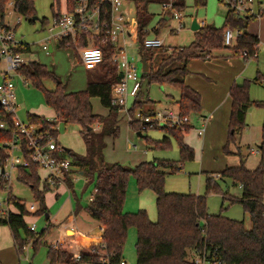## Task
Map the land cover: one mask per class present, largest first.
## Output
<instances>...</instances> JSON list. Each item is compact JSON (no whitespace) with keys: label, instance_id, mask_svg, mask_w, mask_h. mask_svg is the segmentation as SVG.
<instances>
[{"label":"trees","instance_id":"trees-1","mask_svg":"<svg viewBox=\"0 0 264 264\" xmlns=\"http://www.w3.org/2000/svg\"><path fill=\"white\" fill-rule=\"evenodd\" d=\"M60 5V0H56ZM73 4L74 0H67ZM99 2V0H94ZM168 0H133L138 20L137 42L140 52L146 57L149 68L142 70V79L149 83L171 84L180 90L178 104L184 115H192L201 111V94L186 83L190 72L189 62L194 58H208L214 50L225 47L232 48L235 54L247 51L249 55L258 52L260 39L248 31L249 23L257 16L239 14L228 8L225 24L222 27L205 24L195 31V39L188 46L158 48L146 47L144 41L150 35L147 29L153 18L148 5L152 2L163 3ZM197 7L206 5L207 0H194ZM260 1V0H259ZM13 2L17 13L34 22L36 10L33 0H0V17H6V5ZM177 10L185 7V0L173 2ZM54 6V5H53ZM56 14V11L55 13ZM155 30L159 35L162 18ZM46 20H44V23ZM239 28L242 33L234 45H224V31L228 27ZM97 39L96 46L103 49V61L99 70L89 73L87 86L84 90L69 91L62 80L45 64L38 60H29L22 65L19 73L44 94L46 103L51 106L59 121L74 122L80 125L81 136L86 146V153L79 154L71 149L67 151L76 170L95 182L93 199L86 207L87 213L103 225L100 236L93 234L88 237L81 258L75 259L73 254L64 248H54L48 245L47 256L49 264H119L123 259L124 246L129 229H137L136 264H199L193 260L192 252L206 255L211 264H264V134L259 145L260 160L254 169L246 166V155L238 147L240 156L238 165L226 166L217 172H206L204 194L167 192L165 190L166 176L182 169L183 162L194 158V149L184 140V133L192 128L191 123L182 126H163L165 135L160 140L146 137L147 144L153 149H166L171 146L172 138L178 141L181 158L179 161L155 158L143 161L134 167L121 163H111L105 158L107 137L116 138L120 131L119 117L121 109L112 104V85L120 80L115 63L112 60L114 46L109 41ZM86 44L85 40H82ZM15 51L30 53L32 47L27 42H21ZM257 58V57H255ZM2 59L0 58V64ZM54 79L56 86L49 89L44 80ZM258 74L256 81H260ZM251 80L234 83L230 87L232 100L229 118V135L224 151L232 153L229 145L236 143V135L247 126V110L251 105L264 107V100H254L250 96ZM143 95V96H141ZM147 95L139 93L134 98L130 112L140 108L145 103H154ZM99 98L101 104L108 108L107 115L96 114L93 110L92 98ZM29 123L40 129L58 134V121L48 120L36 114H28ZM140 125V123H139ZM137 122L130 121V126L141 133L143 130ZM99 126V130H97ZM90 127V129H89ZM10 136L0 129V140ZM219 174V177L216 175ZM133 176L138 189H152L156 194L158 218L152 221L145 209L136 212H125L128 182ZM230 179L234 187L239 188L238 194H232L221 188L220 181ZM19 180L29 184L39 201L40 207L36 213L48 214L45 193L51 188L47 181L41 182L39 166L31 164L29 168H19ZM66 183L71 194L76 196L74 181L69 174ZM5 181H0V189ZM42 185V188L40 187ZM211 192L220 193L223 202L239 203L250 216L252 227L246 228L243 220L234 219L222 213H209L207 197ZM9 200L16 211H11L8 217H0V224H7L13 234L18 255L32 245L38 249L48 228L35 233L28 228L25 220L27 211L23 201L9 191ZM49 220V218L47 219ZM50 226V223L49 225ZM87 247V248H86ZM102 250V252H98Z\"/></svg>","mask_w":264,"mask_h":264},{"label":"rangeland","instance_id":"rangeland-1","mask_svg":"<svg viewBox=\"0 0 264 264\" xmlns=\"http://www.w3.org/2000/svg\"><path fill=\"white\" fill-rule=\"evenodd\" d=\"M261 1L264 3V0ZM59 2L60 5L58 6L56 0H33L36 16H38V19L34 22L15 12L8 5V11L11 12L7 15L6 20L14 26L17 19H21L15 29L16 39L27 42L32 47L30 53L23 55L25 59L38 60L45 64L50 70L55 72L69 91L84 90L87 86L88 67L78 60L74 47L62 46L53 41L55 46L54 51L47 53L41 49L43 41L49 35L48 28L53 24L55 11L59 9L61 12L67 11L68 1L60 0ZM185 3V7L179 10L182 13L185 24L182 30L176 31L179 21L174 17L162 22L160 34L165 39V46L178 47L190 45L195 39V31L191 27L194 19H198V21L204 20L206 24L215 25L216 27H222L225 24L229 8L228 0H207L206 5L201 7H197L194 0H185ZM161 6L162 4L159 2H152L148 5L150 13L153 14V18L147 27L150 31L149 35L156 34L154 28L163 20L160 15ZM254 6L257 8L258 3H255ZM44 20H46L45 23ZM251 29L255 31L254 34H259L262 39L257 58L246 61L240 53L234 54L229 48L214 50L210 58H194L199 59L195 69L192 70L196 76L201 75L200 73H205L197 69H205L215 75L213 81H210L212 84L202 88L203 92H201V95H203L204 105L211 106L215 103L216 90L221 88L224 80L230 74L237 75L236 83H243L246 79L251 80V98L254 100H264V14L250 21L248 26L249 32ZM171 30L175 31L169 34ZM127 50L131 60L137 64L139 72L142 74L143 55L140 52V43H133L128 38ZM230 58L234 62L232 65L229 63L231 62ZM6 66L5 61L2 60L0 64V82L3 80V72ZM99 68L100 65L93 68L91 73L99 70ZM258 74L261 77L260 81L255 80ZM11 75L14 76L16 84V115L20 121L28 123V114H36L48 120L57 119L55 110L46 103L43 91L39 87L35 86L31 81L26 82L25 78L15 71H12ZM44 84L49 89H54L56 86L55 80L51 78L44 80ZM141 93L147 95L146 98H141L147 99L149 97L154 103H145L131 113L130 108L133 105L134 98H129L128 110H121L120 112V131L118 136L116 138L107 137L106 139L107 145L104 151L106 160L111 163H121L129 167H134L143 161H151L155 158L179 161L181 158L180 149L178 141L175 138H172L171 146L166 149H153L148 146L146 137L154 140H160L164 137L165 132L161 128V125L143 129L141 134H139L136 129L130 126L129 118L137 122L138 125L139 123L141 125L138 117L139 113L141 116H145L171 101H178L180 90L168 83H149L144 79ZM92 104L96 114L107 115L108 108L101 104L99 98H92ZM201 106V111L207 109L205 111L207 115L213 111L203 106L202 102ZM195 114L190 115V123L192 122L194 125L193 128L184 133L185 142L194 149V158L183 162L180 171L166 176L165 190L167 192L204 194L206 191V172L221 171L226 166L238 165L240 163V156L237 154L238 147L241 148L247 157L246 166L256 163L257 167L259 163L258 152L252 153L250 150H259L258 146L263 139L264 107L251 105L246 116L247 126L242 134L236 135L237 142H232L229 145V149L232 152L230 154L224 151V146L227 143L229 135V125L223 126V128L219 125L215 126V129L211 130V133L206 132L200 135L198 129L202 128V122L200 119L194 117ZM218 120L219 118L216 121ZM99 128L97 126V130ZM57 129L58 134L50 132L57 138L61 146L79 154L86 153V146L80 133L81 127L79 124L58 121ZM2 145L3 142L0 140V147ZM17 154L19 153L17 152ZM67 156L70 158L68 153ZM40 175L46 176V172L42 168L40 169ZM73 181L76 196L71 195V192L64 184L51 185V188L45 193V202L48 214L50 215L49 220L46 219L45 214L28 213L25 215L27 225L35 224L38 233L44 228H48L36 251H34L32 245H29L23 254L18 255L10 227L7 224H0V264H49L47 250L48 245H51L54 239L59 237L69 238L70 236V240H76L82 234L78 238V243H80L83 237H92L93 234L99 235L98 222L91 218L86 211L90 197L95 192V182L89 181L88 178L79 172L73 174ZM220 185L224 191H229L233 194L238 191L237 189L234 190L230 179L220 181ZM11 186L12 193L21 199L23 203L37 201L31 186L19 180V169L14 170ZM40 187L42 188V185ZM1 195L4 194L2 193ZM207 203L209 213H222L225 216L243 220L248 229L252 227L250 216L244 211L241 204H230L229 201L223 202L222 195L215 192L208 194ZM140 209H145L152 221L157 220L156 194L152 189L140 191L135 178L131 176L128 182L124 211L136 212ZM15 210L16 208L13 206V211ZM75 212H78L77 221L72 222V213ZM49 223L50 226H48ZM72 226H75L74 228L76 229L74 235L71 229ZM136 240L137 229L132 226L129 229L123 251V259L126 264H136ZM63 248H68L66 250L72 254L79 250L78 247L70 249L68 245H64Z\"/></svg>","mask_w":264,"mask_h":264},{"label":"built area","instance_id":"built-area-1","mask_svg":"<svg viewBox=\"0 0 264 264\" xmlns=\"http://www.w3.org/2000/svg\"><path fill=\"white\" fill-rule=\"evenodd\" d=\"M255 3H258L257 8L254 6ZM8 5L15 11L13 2H8L6 17L11 12L8 11ZM228 6L239 14H252L258 17L264 14V3L259 0H228ZM162 10L164 15L172 12L175 18L181 17L172 1L163 2ZM6 17L4 21L0 17V58L7 64L3 72V80L0 82V129L9 133L10 136L2 140L3 145L0 147V181H5L3 188L0 189V217H8L13 210L9 191L15 169H27L31 164H36L47 171L45 180L51 185H67L66 175H73V170L76 169L71 158L67 156L65 147L59 144L50 131H43L35 124L22 122L16 115V84L11 72L20 74L19 69L29 60L23 57L25 53L15 51L22 42L16 39L15 33L21 19L18 18L13 26ZM198 23L200 26L206 24L204 20ZM183 27V23L180 22L177 30L180 31ZM48 33V37L41 46L42 50L47 53L53 51V41L62 46H72L79 59L90 69L99 66L103 61L104 52L101 47L95 45L96 40L102 38V42L109 41L113 44L112 60L121 78L112 85L111 101L121 110H128L129 98H136L143 86L139 67L131 60L127 50L128 38L135 43L138 35V20L133 0H99V2L74 0L72 5L67 3L66 12H61L60 9L56 11ZM241 33L239 28L228 26L224 31V45H234ZM83 39L86 44L82 43ZM144 44L146 47L158 48L164 46V39L160 36H149ZM240 55L249 60L258 57V52L249 55L247 51H243ZM24 80L27 82L26 79ZM138 117L142 129L160 125L161 128L167 125L182 126L190 123V116L182 114L176 102H169L145 116L139 113ZM129 121L133 120L129 118ZM203 131V128L200 129L199 134L201 135ZM216 176L219 177V174ZM2 193L4 195H1ZM92 199L93 195L90 197V200ZM23 204L32 214L39 209L38 201ZM71 220L75 221L74 218ZM74 227H71L73 235L76 231ZM28 228L37 233L35 224L28 225ZM78 238L70 240V236L69 238L59 237L51 242V246L63 248L64 245H68L70 249L78 247L79 250L73 254V257L80 259L85 243L83 238L78 243ZM193 260L199 264H211L205 254L193 252ZM119 264H126V262L122 259Z\"/></svg>","mask_w":264,"mask_h":264},{"label":"crops","instance_id":"crops-1","mask_svg":"<svg viewBox=\"0 0 264 264\" xmlns=\"http://www.w3.org/2000/svg\"><path fill=\"white\" fill-rule=\"evenodd\" d=\"M175 1H179V0H173L172 2H175ZM261 1V0H260ZM162 4V3H161ZM179 11V10H178ZM180 12V19H177L178 21H179V23L180 22H182L183 23V25L185 26V24H184V22H183V16H182V13H181V11H179ZM227 12H228V10H227ZM160 15H161V17L162 18H165V20H169L170 18H172V17H174L173 16V13L172 12H168L167 14H163V10H162V6H161V13H160ZM175 18V17H174ZM195 20V19H194ZM193 20V21H194ZM197 20V22H199L198 21V19H196ZM193 23V22H192ZM199 24V23H198ZM158 26H159V24H158ZM158 26L157 27H155L154 28V30H156L157 28H158ZM192 27V26H191ZM182 30V29H181ZM175 30H171V32H169V34H171V33H173ZM176 31H178V30H176ZM194 31H196V30H194ZM249 31V30H248ZM250 33H252V34H254L255 33V31L253 30V29H251L250 30ZM255 35H257V34H255ZM150 36H160L161 37V34L159 33V35H157V34H154V35H150ZM258 37H259V39H260V44H261V42H262V39L260 38V36H259V34L257 35ZM163 38V37H162ZM164 39V38H163ZM264 41V40H263ZM164 45H165V39H164ZM225 48H228V47H225ZM229 49H231L232 51H233V53L235 54V52H234V50L232 49V48H229ZM55 50V46H54V48H53V51ZM76 56H77V54H76ZM77 58H78V60L81 62V63H83L80 59H79V57L77 56ZM208 58H210V57H208ZM246 61H247V59L246 58H244ZM199 59H192L190 62H189V69H190V72L187 74V76H186V83L188 84V85H190V86H192L193 88H195L196 90H198L199 92H200V94H201V92H203L202 91V88L203 87H205V86H207V85H211L212 83L210 82V81H213V78L215 77V75L214 74H212V73H210L209 71H207V70H205V69H197V70H200V71H204L205 73H200L201 75H199V76H196L194 73H193V71L192 70H194L195 69V66H196V63H197V61H198ZM203 60V59H202ZM208 62H209V60H207ZM229 61V60H228ZM227 61V62H228ZM230 61L231 62H229L231 65L234 63V62H232V58H230ZM91 71H93V69H90V68H88L87 69V74L89 75V73L91 72ZM237 75L236 74H230L229 76H228V78H226V80H224V82H223V85L221 86V88L220 89H217L216 90V99H215V103L213 104V105H211V106H208V105H204V102H203V95H201V97H202V99H201V102H202V104H203V106H205L206 108H208V109H210V110H213V111H211V113L209 114V115H207V113L205 112L206 110H204V111H200V112H198V113H196L195 115H194V117L196 118V119H200L201 120V122H202V128L204 129V131H203V133L202 134H204V133H211L212 131L211 130H214L215 129V126H220L221 128H223V126L224 127H226V126H228L229 125V118H230V113H231V106H232V100H231V97H230V93H229V91H230V87L234 84V83H236V81H237V77H236ZM88 81V80H87ZM67 90H69V89H67ZM222 91V92H221ZM171 102H176V103H178V101H171ZM251 107V106H250ZM249 107V108H250ZM249 108H248V110H247V113H248V111H249ZM193 115V114H192ZM192 117V116H191ZM219 118V120L218 121H216L217 119ZM191 125H192V128H193V124H192V122H191ZM202 128H199L198 129V132H199V130L200 129H202ZM243 132V131H242ZM242 132L240 133V134H242ZM240 134H238V135H240ZM258 148H259V146H258ZM251 149V148H250ZM255 151H257L258 152V154H259V160H260V153H259V150L258 149H256V150H250V152H252V153H254ZM233 153H235V152H233ZM240 160V159H239ZM247 160V159H246ZM258 162V161H257ZM258 165V164H257ZM249 169H254L255 167H256V163L255 164H252V165H248L247 166ZM40 169L41 168H39V175H40ZM43 169V168H42ZM76 170V169H75ZM44 171L46 172V176H47V171L44 169ZM74 173L73 174H75L76 173V171H73ZM215 172H217V171H215ZM80 174H82V172H79ZM83 175V174H82ZM46 176L45 177H43L42 175H40V177H41V182H43V181H46L45 180V178H46ZM71 176V178H73V175H70ZM67 186V185H66ZM67 188H68V190L70 191V189H69V187L67 186ZM235 189H237L238 191L236 192V193H234V194H238V192H239V188L238 187H234V190ZM71 192V191H70ZM233 194V193H232ZM72 195V194H71ZM72 202V201H71ZM72 207H73V204H72ZM16 211V210H15ZM89 215V214H88ZM77 216H78V212H75V213H72V217H71V219L72 218H74L75 219V221L74 222H76L77 221ZM90 216V215H89ZM91 217V216H90ZM50 219V215L48 214V217L46 216V219ZM92 218V217H91ZM51 223V222H50ZM97 227H98V229H99V231H100V233H99V235H101V233H102V230H103V225H101V224H99L98 223V225H97ZM88 232H90V231H88ZM80 236V235H79ZM88 239V237H83V239L82 240H84V243L86 242V240ZM191 255H193V252H192V254Z\"/></svg>","mask_w":264,"mask_h":264},{"label":"water","instance_id":"water-1","mask_svg":"<svg viewBox=\"0 0 264 264\" xmlns=\"http://www.w3.org/2000/svg\"><path fill=\"white\" fill-rule=\"evenodd\" d=\"M33 19H34V20H37V19H38V16H34ZM200 27H201V26L198 24L197 20L195 19V20L193 21V23H192V29H193V30H198ZM148 68H149V65H148V62H147V60H146V57L143 56V58H142V70H143V71H147ZM89 129H90V127H89ZM139 134H141V133L139 132ZM65 149H66L67 151L70 150L69 148H65ZM46 216L48 217V214H47Z\"/></svg>","mask_w":264,"mask_h":264}]
</instances>
